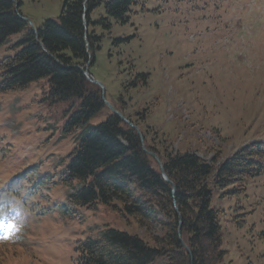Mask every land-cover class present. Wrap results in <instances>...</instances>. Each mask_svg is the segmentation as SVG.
Masks as SVG:
<instances>
[{"label": "rangeland", "instance_id": "rangeland-1", "mask_svg": "<svg viewBox=\"0 0 264 264\" xmlns=\"http://www.w3.org/2000/svg\"><path fill=\"white\" fill-rule=\"evenodd\" d=\"M13 1L35 29L57 18L64 3ZM135 2L128 23L96 29L103 37L89 68L111 106L90 123L105 120L112 107L134 119L146 112V148L195 151L209 161L264 140V0ZM22 36L0 45V61L22 48ZM138 72L150 73L147 85L131 84ZM77 106L54 101L48 78L0 91V235H10L0 241V264H77V244L108 227L150 245L165 234L161 224L146 228L125 215L118 201L92 209L68 202L62 176L83 127H66ZM225 191L215 189L211 202L221 211L225 262L264 264V172L243 192Z\"/></svg>", "mask_w": 264, "mask_h": 264}, {"label": "trees", "instance_id": "trees-1", "mask_svg": "<svg viewBox=\"0 0 264 264\" xmlns=\"http://www.w3.org/2000/svg\"><path fill=\"white\" fill-rule=\"evenodd\" d=\"M135 0H64L57 18L32 28L13 0H0V45L13 34L23 32L22 48L0 61L3 79L0 91L25 88L48 78L54 101L76 100L78 106L68 120L66 132L83 127L78 143L68 156L62 179L71 192L72 206L95 208L98 204H122L125 215L151 228L161 224L165 234L154 237L155 245L136 234L104 228L96 237L77 245L78 264H227L220 209L211 206L215 189L224 194L243 192L246 184L264 172V140L245 144L222 161H211L195 151L156 152L176 187L166 181L155 158L148 154L137 131L111 112L97 124L90 121L105 108L101 88L91 85L81 67L95 61L101 48L100 27L111 31L113 20L126 24ZM102 7L99 17L94 13ZM88 22V31L85 28ZM123 40L116 39V42ZM89 43V48H88ZM92 53V57H90ZM150 73L138 72L131 84H148ZM141 115L140 113H137ZM139 118H132L142 127ZM142 129V128H141ZM148 130L144 132L147 136ZM183 217V244L179 234L178 213ZM163 214V218L160 217ZM159 258L165 262L157 263Z\"/></svg>", "mask_w": 264, "mask_h": 264}, {"label": "water", "instance_id": "water-1", "mask_svg": "<svg viewBox=\"0 0 264 264\" xmlns=\"http://www.w3.org/2000/svg\"><path fill=\"white\" fill-rule=\"evenodd\" d=\"M85 2H87V0H85ZM21 17L25 19V17H23V16H21ZM85 28H86V32H87V31H88V22H87L86 19H85ZM88 46H89V45H88ZM88 64H89V63H88ZM82 70H83V73H84V75L87 77L88 80H90V81L93 82V83L99 84V85L102 86V88H103L102 83H100L99 81H97L93 76H91V75L89 74V65H86ZM103 100H104L107 104H109V103L107 102V100L105 99V94H104V92H103ZM109 105H110V104H109ZM110 106H111V105H110ZM112 110H113L114 113L118 114V115H119V116H120L125 122H127L131 127H133V128L136 129V131L138 132V134H139V136L141 137V139H142V141H143V144H144V136H143V134H142L140 128H139L137 125H135L130 119H128V118H127L122 112H120L119 110H117V109H115V108H113V107H112ZM144 148H145V147H144ZM145 150H146L149 154H151V155L157 160V162H158L159 165H160V168H161V172H162V174H163V177H164L168 182L172 183V185H173V194H175V191H176L175 184H174L173 181L169 178L167 172L165 171V168H164V166H163V164H162V162H161L160 157H159L155 152H153V151H151V150H148V149H146V148H145ZM174 205H175V209H176V211H177V213H178V219H179L178 233H179V236L181 237V231H182V229H181V225H182V222H183V217H182V214H181V212H180V210H179V208H178V206H177V203H176L175 197H174ZM182 241H183V240H182ZM186 247H187V246H186ZM187 248H188V247H187ZM188 249H189V248H188Z\"/></svg>", "mask_w": 264, "mask_h": 264}, {"label": "snow or ice", "instance_id": "snow-or-ice-1", "mask_svg": "<svg viewBox=\"0 0 264 264\" xmlns=\"http://www.w3.org/2000/svg\"><path fill=\"white\" fill-rule=\"evenodd\" d=\"M10 235H0V239H9Z\"/></svg>", "mask_w": 264, "mask_h": 264}, {"label": "bare ground", "instance_id": "bare-ground-1", "mask_svg": "<svg viewBox=\"0 0 264 264\" xmlns=\"http://www.w3.org/2000/svg\"><path fill=\"white\" fill-rule=\"evenodd\" d=\"M1 206L3 207V204ZM0 212H1V210H0Z\"/></svg>", "mask_w": 264, "mask_h": 264}]
</instances>
